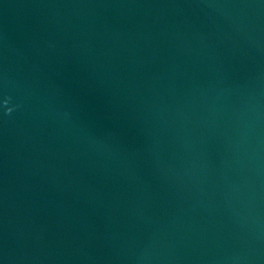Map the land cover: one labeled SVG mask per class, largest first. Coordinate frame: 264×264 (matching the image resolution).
I'll return each instance as SVG.
<instances>
[{"label":"water","instance_id":"water-1","mask_svg":"<svg viewBox=\"0 0 264 264\" xmlns=\"http://www.w3.org/2000/svg\"><path fill=\"white\" fill-rule=\"evenodd\" d=\"M0 264H264V0H0Z\"/></svg>","mask_w":264,"mask_h":264}]
</instances>
